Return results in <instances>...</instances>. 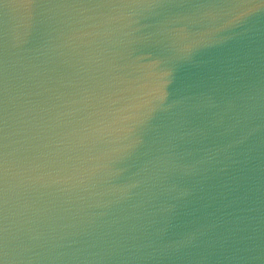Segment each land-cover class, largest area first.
I'll return each instance as SVG.
<instances>
[{"label":"water","instance_id":"95a60500","mask_svg":"<svg viewBox=\"0 0 264 264\" xmlns=\"http://www.w3.org/2000/svg\"><path fill=\"white\" fill-rule=\"evenodd\" d=\"M0 264H264V0H0Z\"/></svg>","mask_w":264,"mask_h":264}]
</instances>
